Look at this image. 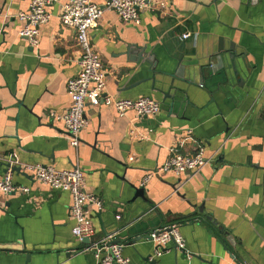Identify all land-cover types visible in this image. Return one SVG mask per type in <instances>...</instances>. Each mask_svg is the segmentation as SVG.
<instances>
[{"label":"crops","instance_id":"1","mask_svg":"<svg viewBox=\"0 0 264 264\" xmlns=\"http://www.w3.org/2000/svg\"><path fill=\"white\" fill-rule=\"evenodd\" d=\"M30 1L0 0V175L16 154L13 182L31 189L0 193V264H97L72 234V194L35 181L25 164L82 170L87 192L104 202L100 211L87 208L91 241L114 236L132 264H264V0H164L162 8L156 0L139 26L107 11L90 30L107 89L99 107L87 106L78 148L51 116L71 106L76 34L62 26L55 5L39 45L30 46L17 17ZM185 33L191 36L182 41ZM219 43L235 47L233 59L210 56ZM131 46L153 58L156 79L149 62L131 60ZM196 62V74L207 66L218 75L206 73L201 85L163 78ZM147 96L161 103L157 116H118L114 100ZM200 151L211 161L190 180L156 174L143 185L173 153ZM174 225L185 249L171 243L155 259L150 234Z\"/></svg>","mask_w":264,"mask_h":264},{"label":"built area","instance_id":"2","mask_svg":"<svg viewBox=\"0 0 264 264\" xmlns=\"http://www.w3.org/2000/svg\"><path fill=\"white\" fill-rule=\"evenodd\" d=\"M155 1L107 0L101 5L92 0H31L28 10L18 13V19L24 24L19 36L27 40L32 47L39 45V28L51 21L53 15L50 9L55 5L61 6L59 18L62 26L75 31L76 45L80 51V71L67 83L71 106L62 113L53 112L51 114L56 121L64 125L73 148L81 145V134L88 128L87 106L99 107L107 89L103 60L101 54L91 43L90 30L97 26L107 11L115 12L126 24L139 26L141 14L155 9L153 5ZM159 4L161 8L164 7V0H160ZM190 36V33H185L180 36V39L185 41ZM114 108L120 118L130 113H134L139 118L155 117L161 112V103L147 96L114 100ZM191 133V130H187L185 135L189 137ZM7 159V170L0 175V193L4 195L28 194L30 187L16 185L13 182L14 169L21 165L17 155L8 156ZM210 161L211 158L206 157L203 151L194 154L173 153L155 172L146 174L143 185H146L156 174L170 173L181 180L184 178L188 181L190 177L202 172ZM22 167L32 175L35 181L56 190H67L72 194L73 203L69 211L74 221L72 234L82 244L86 239H90V243H84L83 249L93 251L97 264H132L131 260L124 255L125 244L115 241L114 236L91 241L95 228L92 215L87 208L92 205L100 211L104 208V202L99 196L87 192L82 170L79 168L58 170L53 166L39 164H25ZM116 218L121 220V215ZM149 237L156 246L155 259L162 257L171 243H174L178 250L185 249V240L176 225L166 230H155ZM231 264L243 263L233 261Z\"/></svg>","mask_w":264,"mask_h":264},{"label":"water","instance_id":"3","mask_svg":"<svg viewBox=\"0 0 264 264\" xmlns=\"http://www.w3.org/2000/svg\"><path fill=\"white\" fill-rule=\"evenodd\" d=\"M235 51L236 50H235V47L234 46H231V48L230 47L228 48V47H225L222 43H219L218 45H215L214 46V49H213V51H212V53H211L210 56L218 57V60H221L222 58L225 57V55H226L225 53H228V55L233 59L234 58V52ZM127 53L129 54L130 57H132L131 60H135V61H138V62H140V61L143 60V61L149 62L150 66H151V69L150 70H151L152 73H154L155 79H156V75L158 74V72L156 71L155 65L153 66V63H152L153 58H151V57H145L144 56L145 51L138 49L136 46L129 47L128 50H127ZM198 59L200 60V58H198ZM190 65L193 68L191 70H186L185 64L181 65V63H179L177 69L174 72V75H171V76H168V77L164 76L163 78L166 81L167 80H171L173 78L188 79L192 83V85H195V84L202 83V82H200V79L203 76L205 77L206 73H208V76H214V75L217 76L218 75L217 74L218 72H217V70L214 67H207V66L201 67L200 68V72H198L199 74H196V71H194V70H196V67L195 66H198L199 64H197V62H196L195 64H190ZM207 68H208V70H206ZM221 79H222L221 77L219 78V80L217 79L218 80V83H221L220 82ZM226 79L231 80V78L228 75H226ZM222 80H224V79H222ZM155 87L157 88L159 86L155 83ZM138 239H140V238H138ZM84 243H86V244L90 243V239H86L84 241ZM176 250L178 251L177 248H176Z\"/></svg>","mask_w":264,"mask_h":264}]
</instances>
